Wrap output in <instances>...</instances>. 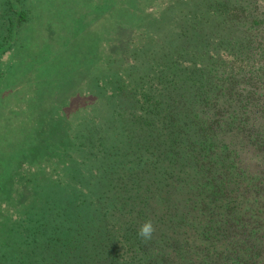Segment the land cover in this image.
<instances>
[{"label": "trees", "instance_id": "trees-1", "mask_svg": "<svg viewBox=\"0 0 264 264\" xmlns=\"http://www.w3.org/2000/svg\"><path fill=\"white\" fill-rule=\"evenodd\" d=\"M29 1L0 0L1 66L7 53L17 67L32 57L24 46L35 22ZM133 1L140 25L148 22L164 35L155 40L156 51L120 70L119 54L99 62L95 39L81 80L71 79L69 95L47 109L49 121L85 84H95L102 94L94 97H107L118 117L120 126L111 131L122 132L123 147L120 134L95 139L98 170L88 188L74 185L88 175L72 159L59 164L67 179L52 180L45 166L58 154L52 121L50 131H40L28 117L32 103L21 82L7 91L0 76V264H264V85L253 84L264 70L248 69L264 46V27L249 12L258 15L264 5L173 0L156 20H144ZM123 9L113 8L105 22L123 21L115 17ZM170 11L186 20L173 21ZM85 29L95 38L103 32L97 24ZM73 34L59 32V40L68 37L62 51ZM219 54L233 61L213 71ZM84 138L94 145L91 134ZM19 181L23 187L16 189ZM148 220L155 231L144 240L137 232Z\"/></svg>", "mask_w": 264, "mask_h": 264}, {"label": "rangeland", "instance_id": "rangeland-1", "mask_svg": "<svg viewBox=\"0 0 264 264\" xmlns=\"http://www.w3.org/2000/svg\"><path fill=\"white\" fill-rule=\"evenodd\" d=\"M171 1L173 0H138L140 5L138 4L136 10L142 14L140 16H143L144 20L148 19L147 16L149 17L148 20H156L158 16L162 15V9L166 7V4H170ZM214 2V0H210L208 4L212 3L214 5ZM27 4L30 7L32 6L35 12V22L24 35L26 36L24 46L32 57L26 59L17 67L16 64H13L14 61L9 65L12 56L7 53L4 57L8 60V64L5 66L0 65V76L5 82H8L7 91L17 87L14 82H21L20 85L22 86L19 90L23 88L22 95L25 100L29 102L31 100L32 103L28 117L33 122H39L38 129L40 131H43L45 126L50 131L49 121H52L51 130L59 142L56 158H52L45 165L47 173L50 171L54 173L52 180L65 177L64 169L59 164L72 159L76 162L75 169H81L89 176L74 178L76 181L74 185L88 188L96 181V176L93 173L98 170L96 157L98 158L100 155V147L95 143V139L103 140L108 135H111V139L114 140L120 134L118 141L123 147L124 137L122 140V132L120 133V130L117 132L111 131V127L120 126L119 120H117L118 117L110 114V108L105 104L108 100L107 97L105 98L104 96V100L96 99L97 96L101 97L102 92L96 88L95 84L93 88L90 84H85L80 93L77 92L78 96L72 98L65 109L53 119L51 118L52 120L49 119V121L46 120L48 118L46 117L47 109L56 101L58 96V100L60 98V101H62L63 98L69 95L74 87V82L71 79L75 78L77 82L81 80V76L84 74L83 64L87 61L89 50L90 56H92L91 51L94 48L95 39H97V42L100 41L99 62L101 64L110 62L109 59L112 54H119V57L114 55L116 60L115 67L120 68V70L121 68L126 70L127 65L130 63L133 65L140 64L143 59V53L147 55H150V51L154 53L155 49H157L154 48V44L159 43L155 40H157V37L159 39L161 36L164 37V35L160 33V36L158 34L160 31L155 30L148 22L140 25L144 21L138 16L137 19L133 0H32ZM258 4L264 5V0H258ZM119 6L124 9L121 12H117L115 17L120 14L124 20H117L116 18L114 21L115 26L110 27V23L105 22V15L111 16V10L113 12V8ZM249 13L251 20L253 16L255 19L256 16H259L260 22L264 27V7H260L258 15H255L256 11L253 13L250 11ZM170 14L173 21L174 19L176 21L186 20L176 12L170 11ZM65 16L67 17L64 18ZM71 17H74L73 25L69 21ZM75 19L77 20L75 21ZM96 24L98 28H102L101 37L95 38L94 35H87L84 32L86 31L85 28L95 27ZM172 25H174V22ZM162 26L164 29L167 28L165 22H162ZM169 27L171 26L169 25ZM173 30L178 32V27L174 26ZM61 31H73L74 33L71 40L74 39L75 41L67 43L68 47L64 51H62L64 46L62 48L60 46L62 42L66 43L68 37L66 36L65 38V35H62L60 37L65 40H59V32ZM261 48L264 49L262 43L255 51L257 60L248 68L249 71L253 72L261 66H263L264 70V56L259 58L264 55V52L262 54L259 53ZM62 52L64 53L62 54ZM232 61L231 58L224 57L223 54L213 56L211 69L213 71L225 69ZM5 68H10L9 77L4 75ZM255 75H257V78L253 84L263 87L264 72L255 73ZM11 80L12 82L9 83ZM109 86L112 87L109 88L111 91L115 87L112 82H110ZM240 87L242 88V86ZM88 89L91 91H88ZM64 91L65 93L63 94ZM16 93L18 91L13 92L14 95H17ZM95 93L96 97H94ZM261 107L264 109V103ZM109 116H112V121L108 120ZM40 119H44L42 126ZM89 128H97L98 130L91 131ZM90 134L94 141L93 146H90L88 139L84 138L85 135L88 136ZM86 149L90 150L84 152ZM87 154L89 155L87 156ZM88 163L94 164L93 167H89ZM89 170H91V174H89ZM65 178L67 179V177ZM91 182L93 183L90 184ZM23 184L22 181H19L16 189L20 186L23 187ZM25 190L27 189L25 188Z\"/></svg>", "mask_w": 264, "mask_h": 264}, {"label": "clouds", "instance_id": "clouds-1", "mask_svg": "<svg viewBox=\"0 0 264 264\" xmlns=\"http://www.w3.org/2000/svg\"><path fill=\"white\" fill-rule=\"evenodd\" d=\"M155 228L151 220L145 221L139 228L137 235L144 239L150 240L154 234Z\"/></svg>", "mask_w": 264, "mask_h": 264}]
</instances>
